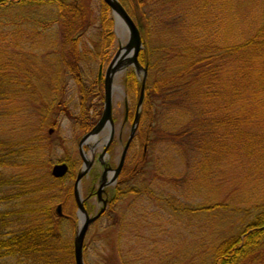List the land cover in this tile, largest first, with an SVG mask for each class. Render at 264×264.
<instances>
[{
	"label": "trees",
	"instance_id": "16d2710c",
	"mask_svg": "<svg viewBox=\"0 0 264 264\" xmlns=\"http://www.w3.org/2000/svg\"><path fill=\"white\" fill-rule=\"evenodd\" d=\"M119 1L139 26V61L148 76L143 118L125 165L133 168L137 158V170L121 177L120 192L94 223L104 222L97 234L108 239L116 231V264H144L149 255L168 254L153 244L133 254L139 246L122 243L132 232L141 237L135 224L143 214L134 207L143 199L156 203L158 212L169 211L172 225L196 218L208 230L209 220L230 211L240 216L226 237L210 240L208 264H264V0ZM115 37L103 2L0 0V260L75 264L77 217L69 182L79 163L54 124L67 121L78 139L100 116L98 69L109 62ZM123 84L139 95L133 69ZM53 127L57 133L50 134ZM139 141L146 151L135 157ZM158 144L182 160L177 168L176 156L166 159L177 165L167 179L176 195L160 197L146 183L148 150ZM58 147L65 156L54 159ZM63 162L69 171L55 178L51 168ZM125 198L131 203L120 212ZM146 233L155 241L164 230ZM85 243L86 237V264H115L110 257L88 262ZM200 258L207 259L187 262L199 264Z\"/></svg>",
	"mask_w": 264,
	"mask_h": 264
},
{
	"label": "rangeland",
	"instance_id": "374dc122",
	"mask_svg": "<svg viewBox=\"0 0 264 264\" xmlns=\"http://www.w3.org/2000/svg\"><path fill=\"white\" fill-rule=\"evenodd\" d=\"M100 2L102 1L92 0L93 5H95L96 3H100ZM126 41H127L126 37L116 36L115 41H114V48L111 50L112 53L110 57H112L115 51L118 49V47L120 45H124ZM107 66H104L103 74L105 73ZM123 76H125V73L119 74L115 77L114 83H116V85L120 87V90L117 88L113 91L112 116L115 119L116 132H118V130H122V136L125 140L128 135V132L130 130V125H131V121H129L127 124H124L123 122L125 105L129 107L131 114H133V111L135 109V104H137L139 100V95L137 92L131 93L130 95V92H128V90L124 87ZM101 104L103 108V99H102ZM100 109H101V106H100ZM100 116H98L96 120H99ZM56 125L59 127V130L62 131L60 132L61 138H62V140H60L61 143L65 145L64 147L69 148L71 155L77 158L78 163H81L79 159L78 151H77V142L79 141L82 135L79 136V138L77 139L76 136L79 133H76L75 131H73L72 127L67 121L60 120L59 123H57ZM58 148L59 149L56 150V154H55L56 158L54 159L63 158L65 156L64 148L63 147H58ZM121 149H122V144L121 145H117V143L114 144L113 156L115 158L119 157ZM141 150H142V145L139 143L137 144V153ZM86 153L84 152V154ZM171 156H176V150L167 148V146L165 145L158 144V145H155L154 148L148 150L147 174H146V178L145 177L144 178L146 180V183L152 184L151 186L152 189H154L160 197L162 196L161 195L162 192H165V193L168 192L172 195L177 194L176 192H175L176 194H174L170 190V185L167 180L169 178L168 175L170 174L169 167H171V169L173 170L177 167L176 164L171 165V163L170 164L166 163V159ZM175 158L178 159L177 156ZM177 161L179 163L177 168L182 167L183 164H182L181 158H179ZM129 169H132L131 165H128V170ZM234 169H239V167L234 165ZM240 173L242 174L241 171ZM225 179H226V175L222 177V180H225ZM133 182L140 183L141 181L138 179H135ZM69 184L72 185L73 182H69ZM89 186H91L90 181L82 182V186H81L82 197L92 204L97 203V207L99 210L102 207V202L97 201V198L96 199L86 198ZM225 188L226 186H223L221 189H225ZM235 188L239 190V185L237 184ZM260 191H263V189L260 188ZM221 199H224V197H222ZM199 200L201 199L200 198L196 199V201H199ZM226 200L227 199H225L223 202H227ZM143 201L144 202L141 203L140 206L134 207V211L140 212L143 214L142 220L136 222L137 224H135V227L137 228L141 237L137 238L136 237L137 233L132 232L129 234V237H131V240L123 241L122 243L130 247H134L133 245L139 246L138 248L132 249L133 254H137L139 252H142L143 250H146L145 248H141V246L147 247L148 245H151V244L157 246L159 251H162V253L168 254V256L162 255V257L160 258H157L158 257L157 256L154 259H150V255H149L148 260H146V263L144 264H190V262H187V261L190 260L191 263H194L195 261H197L198 256L207 257V259L200 258L198 260L199 264H208V260L211 257L209 253L210 240L212 239L213 241L214 236H215V239L217 237L216 239V242H217L218 239L221 240L222 238L226 237L228 233L234 228V225H235L234 223L237 221L238 217L240 216V215H234V213H231L230 211L220 212L214 217L213 220L212 219L209 220L210 224L208 227H210V230H208L206 223L195 220L196 218L194 219H188L186 217L185 219L179 218L180 221L177 224L172 225V216L170 215L169 211L162 210L158 212L156 203L150 204L145 199H143ZM192 201L195 202L194 199ZM130 203H131V199L126 200L125 198L120 203L118 210L122 212V210L125 207H128ZM69 205L71 208H73V210L76 209L73 198L69 202ZM2 207H7V206H2ZM95 212H96V208L93 207L91 215L94 214ZM155 212L159 214L158 218L153 216V213ZM159 225L160 227H158ZM102 226H104V222L96 223L90 227L86 235L85 245L88 246L87 248L88 255L85 257V259L90 263H94L96 261L103 262L107 257H110V259L114 260V263L119 262L118 259H116L117 255H115V252H116L115 246L117 243V240L115 242V238L117 237L116 231L114 229H111L109 233V238L108 239L104 238L101 235V232L97 234L98 231H101ZM161 229L164 230V233H160L159 235H157L155 237L156 238L155 241L148 240L145 238V236L147 235L146 231L149 230L154 233ZM165 229L166 230L169 229V230L166 232ZM208 231L210 232L208 233ZM211 233L213 236H210ZM159 246H163V247L159 248ZM152 247L153 246L148 247V250H151ZM0 264H17V263L15 259L13 260L2 259L0 260Z\"/></svg>",
	"mask_w": 264,
	"mask_h": 264
},
{
	"label": "water",
	"instance_id": "95a60500",
	"mask_svg": "<svg viewBox=\"0 0 264 264\" xmlns=\"http://www.w3.org/2000/svg\"><path fill=\"white\" fill-rule=\"evenodd\" d=\"M108 7L110 8L113 18H114V27L115 33L121 37H127V42L125 45H121L118 50L115 52L114 56L110 60L105 74H104V104L103 111L100 119L92 128V130L85 134L80 142H79V154L82 158V166L78 171L75 181L73 183V196L74 202L76 205V215L78 218V225L76 227L74 240H73V252H74V262L75 264H85L83 248H84V240L86 233L90 227V225L96 221L105 211L107 205V199L102 198V193H104V186L106 183L104 182V178L100 182V186L96 192L98 199L102 202V207L98 210V212L94 215H90L84 206V199L81 194V180L84 176L88 174L90 168L92 166V158H88L86 154H84L83 145L88 141L94 138L99 131L104 128H108V134L104 141V146L107 147L111 142L113 136V120H112V95L115 89H119L120 87L114 83L115 77L117 74L122 72L127 67H133L136 74L141 77V89L140 96L137 103V108L140 107L143 99H144V91H145V83L147 78V68L143 67L140 63L138 56L142 49V39L140 35V31L136 23L133 21L127 10L121 4L119 0H102ZM101 73V69L99 70ZM138 121V112L136 113V117L134 123ZM135 131V124L132 126V131L127 140L124 150L121 154V158L119 164L115 171H113V176L108 184L113 183L117 176L119 175L126 151L133 139ZM68 172V166L65 163L55 164L52 166L51 173L55 178H60L64 176ZM58 215H62L61 205H58L56 208Z\"/></svg>",
	"mask_w": 264,
	"mask_h": 264
},
{
	"label": "flooded vegetation",
	"instance_id": "af4514ba",
	"mask_svg": "<svg viewBox=\"0 0 264 264\" xmlns=\"http://www.w3.org/2000/svg\"><path fill=\"white\" fill-rule=\"evenodd\" d=\"M100 66L102 67L104 65H100ZM103 71H102L101 77L98 78L99 80H102V81H103V75H104ZM122 74H124V73H122ZM141 109H142V106L137 108V106L135 104V109L133 111V114H131V111H130L129 107L127 105H125L123 122H124V124H127L129 121H131L130 130H129L128 135H127L125 140H124V138L122 136V130H118V132H116V123H115L114 117L112 116L113 128H114L113 132L114 133H113V136H112V139H111V142L109 143V145L107 147L104 146V141H105V138H106V136L108 134V128H104L101 131H99V133L94 138H92L91 140H88L83 145V149L87 151V153H86V151H84V152L86 153L88 158H90V159L92 158V166L90 168V171L81 180V184H82L83 181H90V185L91 186L88 187L89 191H88V193L86 195L87 199H89V198H95L96 199L97 198V201H99L96 192H97V190H98V188L100 186V182H101V180L103 178H104V182L106 183V185L104 186V193H102V198L107 199V206L110 204V202H111V200L113 198V193L115 191L117 193L120 192L122 186L124 185L122 183V181H121V179H122L121 177L122 176L124 177L125 174L127 175V172H128L127 167L125 168V165H127V162H128L127 156H128L130 147L132 146V144L136 140V134H137L139 125L141 123V120L143 118V111H141ZM137 112H138V121H137V123H134V120H135ZM97 122H98V120H96L89 127V129L86 130L82 134L81 138L85 134L89 133ZM56 124H57V122H55L54 126L57 127L58 130H59V127ZM134 124H135L134 136H133V139H132V141H131V143H130L127 151H126V155H125V159H124V163H123L122 169H121L119 175L117 176V178L115 179V181L113 183L108 184L109 181L111 180L112 176H113V171L116 170V168H117V166L119 164V161H120V158H121V154H122V152L124 150V146H125L127 140L129 139V136H130L131 131H132V126ZM55 127L49 128L48 132L50 134H54L56 132ZM80 139L77 142L78 155H79V142H80ZM115 143H117V145H121L122 144V149L120 151L119 157H117V158H115L113 156V150H114V144ZM139 143H140V141L137 144H139ZM137 144L135 145V149H136L135 153H134L135 157L137 155ZM142 150L146 151V145L142 146ZM79 159H80L81 163H79V167H78V169L76 171L75 177H76V175H77L78 171L80 170V168L82 166V163H83L82 158H81L80 155H79ZM136 159L137 158L133 159L134 166H133L132 170H137L138 164L135 162ZM68 168H69V165H68ZM84 205H85L86 210L90 214L92 212L93 207L96 208V212L98 211L97 203L92 204L89 201H87L86 199H84Z\"/></svg>",
	"mask_w": 264,
	"mask_h": 264
}]
</instances>
